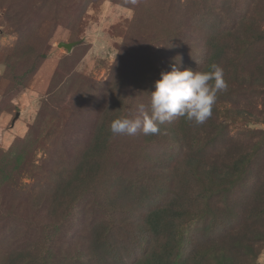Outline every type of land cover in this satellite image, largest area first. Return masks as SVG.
Returning a JSON list of instances; mask_svg holds the SVG:
<instances>
[{"label":"rangeland","instance_id":"obj_1","mask_svg":"<svg viewBox=\"0 0 264 264\" xmlns=\"http://www.w3.org/2000/svg\"><path fill=\"white\" fill-rule=\"evenodd\" d=\"M231 1L0 0V264L15 254L32 260L45 250L53 264H125L139 255L132 235L143 234L144 216L158 207L155 199L183 207L193 200L196 212L206 211L185 234L180 259L188 257L187 264L196 251L208 254V243L248 218L245 204L262 197L251 191L254 180L246 184L245 178L228 193L217 192L218 178L197 186L182 149L162 147L171 125L153 138L138 132L126 145L117 143V153H110L102 166L108 191L103 206L96 195L77 198L74 192L62 197L56 185L79 163L104 105L114 95L132 97L129 109L118 111L117 118L138 114V106L147 108L155 82L161 72L171 71L175 57H180L182 69L194 70L202 64L208 41L227 39L228 29L217 11L255 19L264 33V2L240 0L233 9L228 7ZM237 27L244 39L245 27ZM60 43L72 46L67 50ZM227 85L225 93L231 91L240 103L248 101L249 111L264 107V80L251 86L233 81ZM219 120L227 124L228 137L254 149L264 144V121L237 125L222 115ZM220 145L214 144L207 155L220 152ZM119 148L126 154H118ZM253 169L256 173L258 166ZM123 186L138 196L146 189L151 198L143 208L123 202L135 206L137 214L126 215L125 222L117 214V222L125 227L117 223L105 232L106 209L116 204ZM154 242L151 249L158 250L162 244ZM210 264L235 263L221 259ZM249 264H264V245Z\"/></svg>","mask_w":264,"mask_h":264},{"label":"trees","instance_id":"obj_2","mask_svg":"<svg viewBox=\"0 0 264 264\" xmlns=\"http://www.w3.org/2000/svg\"><path fill=\"white\" fill-rule=\"evenodd\" d=\"M260 1L264 2V0ZM239 3L240 0H232L228 7L237 9ZM210 10L213 11L214 8ZM211 11H208V15ZM216 15L223 27L228 29L227 35H225L228 40L222 39L216 44L208 41L206 43L207 53L203 56L202 64L193 71H208L211 64H217L223 68L224 79L227 83L233 81L237 84L251 86L256 85L259 79L264 80V47H261L264 45V33L258 29L256 20H248L241 16L236 17L234 13L231 14L228 11H217ZM238 24L245 27L247 33L244 39L241 38ZM255 46L257 47L254 54L251 52ZM178 67L180 71L184 70L180 65ZM226 92L227 94L225 91L217 94L212 115L202 125L196 126L181 117H175L172 121L160 125L159 133L167 126L171 125L172 127V130L166 133V142L163 143L162 147L172 146L182 149V155L189 162V171L197 181V186H203L204 179L214 183L213 180L218 178V182L214 183L216 184L215 189L217 192L228 193L242 184L245 178H247L246 184L252 178L254 185L251 191H255V196L262 195L260 199L257 200L254 197V201L245 204V213L248 218H241L237 224L228 229L229 232L219 235L212 241L210 240L211 242L207 245L209 249H205L208 250V254L205 251L204 254L201 251H196L190 259L192 264H210V260L221 259L231 260L235 264H246L247 262L249 264L257 248L264 245V144L261 143L260 146H257L258 149L257 147L254 149L250 145L243 144L242 140H234L228 137L224 132L227 124L219 120L222 115L226 121L234 122L237 125L247 122L260 123L264 121V107L255 112L249 111L250 104L248 101L240 103L231 91ZM118 95H114L104 105L99 115L100 123L96 134L83 150L79 163L67 169L56 182L62 197L74 192H77V198L96 195L102 206L108 197V191L102 180L104 177L102 166L110 153H117L115 152L117 143L118 146L122 142L123 145H126V140L137 139L128 135L114 136L109 131L111 121L117 119L116 113L120 110L125 111L124 107L128 108V101L132 98L130 94ZM249 132L251 135L255 134L254 131ZM156 135L158 134L149 135V137L153 138ZM139 137H142L141 134ZM172 142L175 144L170 145ZM219 142L221 143V151L207 155L212 146ZM143 146H146L145 143ZM118 150L120 151L118 154H126V149L119 148ZM168 160H162V166L166 165L165 162ZM256 165L258 170L254 173L253 168ZM202 169H204L203 175H198L199 170ZM111 170L112 167L108 168V171ZM258 182L260 183L259 188L255 190V185ZM54 190L52 189L53 192ZM131 192V189H126L124 186L118 189L115 196L116 204L110 206L108 210L106 209L109 218L103 222L106 228L105 232L116 227L117 221H119L117 214L121 216L120 221L123 222L128 220L124 219L126 215L133 217L137 214L138 209L135 206L127 207L123 202L130 201L143 208L151 198L146 189L143 191L144 196H138ZM55 194L58 195V193ZM57 195L54 196L57 197ZM208 195H205L204 198L206 199ZM155 200L154 204L157 203L156 206L158 207L148 210L144 216L143 234L132 235V242L138 247L139 255H135L125 264H187L188 257L180 259L181 250L184 249L186 241L185 234H187L189 224L202 220L206 211L201 214L196 212L195 204H190L193 200L184 207L177 205L174 201L164 204L159 199ZM196 200L197 198H195ZM196 204L198 205V203ZM118 225L121 229L123 226L125 227L122 223H118ZM154 241H159L162 244L158 250L151 249L153 246L150 243ZM46 253L45 250L43 255H36L32 260L28 259L29 256L27 255L15 254L8 256L3 264H29L30 261L33 264H53L52 261L49 263V255L47 257ZM111 255L118 259L117 253Z\"/></svg>","mask_w":264,"mask_h":264},{"label":"clouds","instance_id":"obj_3","mask_svg":"<svg viewBox=\"0 0 264 264\" xmlns=\"http://www.w3.org/2000/svg\"><path fill=\"white\" fill-rule=\"evenodd\" d=\"M171 71L161 72L155 90L149 94V105L141 104L135 115L111 121L109 131L114 135L145 136L158 134L160 125L175 117L184 118L196 126L202 125L212 115L217 94L227 90L224 70L211 64L208 71L179 70L180 57L174 58ZM3 66H0L2 70Z\"/></svg>","mask_w":264,"mask_h":264},{"label":"water","instance_id":"obj_4","mask_svg":"<svg viewBox=\"0 0 264 264\" xmlns=\"http://www.w3.org/2000/svg\"><path fill=\"white\" fill-rule=\"evenodd\" d=\"M71 46H72L71 44H65V43H60L59 44V47H63L65 49H67V50H69Z\"/></svg>","mask_w":264,"mask_h":264}]
</instances>
